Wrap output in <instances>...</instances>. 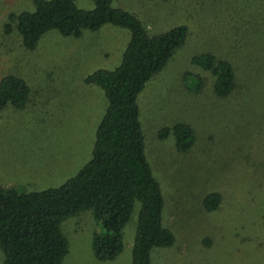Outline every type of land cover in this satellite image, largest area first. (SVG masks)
<instances>
[{
  "label": "rangeland",
  "instance_id": "rangeland-1",
  "mask_svg": "<svg viewBox=\"0 0 264 264\" xmlns=\"http://www.w3.org/2000/svg\"><path fill=\"white\" fill-rule=\"evenodd\" d=\"M35 1L0 0V81L15 76L30 91L23 108L0 111V186L24 193L59 188L91 160L108 102L85 80L117 69L131 41L128 30L107 25L79 38L51 31L27 51L15 26L10 33L6 26L14 16L33 13ZM233 1L112 0L150 36L189 30L184 46L138 98L145 155L164 198V226L175 237L172 247L152 252L151 264H264V84L258 81L263 70L250 65L264 46L249 47L246 32L240 33L246 49H234L243 6ZM77 6L92 11L95 2L78 0ZM207 52L229 59L238 71L237 88L227 98L216 97L215 79L192 65ZM176 124L194 131L188 154L178 153L173 136L159 139ZM212 193L222 201L209 213L203 203ZM139 210L138 203L124 230V251L112 262L95 257L99 227L92 212L65 221L69 253L63 264H133ZM4 260L0 248V264Z\"/></svg>",
  "mask_w": 264,
  "mask_h": 264
},
{
  "label": "trees",
  "instance_id": "trees-1",
  "mask_svg": "<svg viewBox=\"0 0 264 264\" xmlns=\"http://www.w3.org/2000/svg\"><path fill=\"white\" fill-rule=\"evenodd\" d=\"M77 1L36 0L35 11L12 17L6 33L15 26L27 51H34L51 31L79 38L85 31L96 32L107 25L128 30L131 41L117 69L96 71L85 80L86 84L101 88L108 102L97 129L91 160L59 188L24 193L0 186L3 264H63L69 244L62 225L86 212H92L99 227L92 241L95 257L100 262H112L124 251V230L138 203L133 264H151L154 250L175 244L174 234L164 226L161 187L145 155L138 98L184 46L189 30L181 26L159 36H150L137 17L113 7L112 0H94L92 11L79 9ZM263 1H233L236 7L243 6V13L238 14L243 31L237 27L232 34L233 47L238 52L246 49L247 42L240 33L246 37L248 32L249 47L252 44L264 46ZM237 24L235 21V26ZM258 53L261 55L251 57L250 65H259L263 70L258 81L264 84V52L258 50ZM192 65L212 75L216 97L227 98L237 88L238 71L229 59L207 52L194 57ZM203 84L199 81L198 86ZM29 95L23 80L15 76L3 78L0 81V111L9 105L23 108ZM169 136H173L180 154H188L194 146L195 134L189 125L176 124L164 129L159 139ZM221 201L218 193L208 195L203 203L205 211H217Z\"/></svg>",
  "mask_w": 264,
  "mask_h": 264
}]
</instances>
